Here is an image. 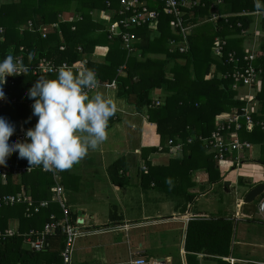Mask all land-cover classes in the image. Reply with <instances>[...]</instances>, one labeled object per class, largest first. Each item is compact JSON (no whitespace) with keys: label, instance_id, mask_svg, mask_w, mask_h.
I'll return each instance as SVG.
<instances>
[{"label":"trees","instance_id":"16d2710c","mask_svg":"<svg viewBox=\"0 0 264 264\" xmlns=\"http://www.w3.org/2000/svg\"><path fill=\"white\" fill-rule=\"evenodd\" d=\"M105 1H0V60L12 54L16 58L21 57L24 64L31 66L27 74L7 77L4 98L9 101L0 102V115L11 120H24L25 131L35 125L38 118L32 115V107L27 104L30 99L25 95L26 90L39 77L52 78L56 74L34 73L33 70L41 59L54 62L55 65L65 62L73 68L78 65L75 63H82L88 54L100 57L99 61L94 59L85 67L94 70L100 82L114 80L118 93L127 96L137 109L145 112V140L141 146L142 158L146 163L141 174L143 185L152 183L156 189L166 194L184 192L191 199L193 194L187 193L182 181L180 186H170L168 182L175 177L184 178L199 168H203L213 181L224 176L231 161H226L228 158L221 161L215 159L212 153L207 152L204 141L199 137H209L217 127V117L224 115V112L242 113L243 108L248 109V100L243 96L237 97L238 92L245 87L260 91L251 99L258 101L259 107L254 112L248 110L254 125L248 126L242 118L244 125L238 136L241 140L251 142L262 137L264 141V129L260 127L264 125V45L252 52L240 43L242 39L237 41L234 37H228V34L238 33L240 30L249 31L255 24V16L252 14L256 11L255 2L221 0L214 4L213 0H179L182 24L192 27L184 35L180 27L175 26L176 18L164 4L147 0L150 9H155L157 16L153 21L129 29L135 35L132 51L129 52L123 47L119 36L109 37L108 26L119 18L118 9L109 20H93L87 13L93 8L103 9ZM111 1L117 7V0ZM222 2L230 5L231 12L246 10L250 14L241 16L236 13L226 18L214 19L213 13ZM261 3L264 4V0ZM75 11H85V18L82 22H73L76 29H71L74 24L64 22L61 15ZM261 21L264 22V18ZM237 22H241L239 28ZM258 29L263 30L264 23ZM183 43L186 47L181 51L179 47ZM30 53H34V56L30 57ZM250 55L253 57L250 58ZM252 65L259 75L252 85L245 84L242 77L235 79L233 74L236 71L244 72ZM11 98H15V101L11 102ZM169 140L172 143H182V158H171L167 164L162 165H153L146 160L152 153H168ZM23 164H27V160L19 159L17 152L10 153L8 162L5 163L11 165L10 168H18ZM167 169H172L173 172L167 174ZM119 170V166L110 165L108 172L115 184L122 185L120 178H116ZM11 176L12 173L8 172L7 179L10 180ZM21 178L20 184H11L2 183L0 177V195L10 194L11 191L26 193L25 188L31 184L35 202L50 199L49 186L52 178L49 174L35 168L33 173L24 174ZM21 206L0 208L1 232L9 226L12 211L14 214L17 212L19 217L16 228L18 233L11 237H0V264H61L59 254L64 247V235L59 228L49 236L42 251L24 246V233L30 228L41 230L50 220L51 214L56 218L62 216L59 205L50 202L47 207L30 216H27ZM69 211L73 220L74 213ZM29 223L32 225L29 226ZM198 224L199 233L196 229L193 233L194 227H191V236L186 239L187 250L192 251L187 255V264L199 263L196 254L203 247L207 254L217 255L212 258L215 264H231L226 257L231 253L232 220L198 222L196 227ZM54 240H58L57 245H52Z\"/></svg>","mask_w":264,"mask_h":264},{"label":"crops","instance_id":"0c3cea01","mask_svg":"<svg viewBox=\"0 0 264 264\" xmlns=\"http://www.w3.org/2000/svg\"><path fill=\"white\" fill-rule=\"evenodd\" d=\"M213 1L214 4H218V0ZM116 2L117 7L113 5V1L106 0L103 9L93 8L88 10L87 13L93 20L97 18L109 20L116 9L121 10L120 0ZM119 11L118 16L120 17ZM84 12L75 11L61 16H65L64 18L72 16V21H65L74 24L71 29H76L73 22L84 21ZM236 13L241 16L250 14L246 10ZM236 13L230 11L228 3L222 2L219 3L217 11L213 13V18H226ZM252 14L255 16L256 21L249 31L240 30L238 33L228 34V37H234L237 41L242 39L241 44L245 45L250 51L256 52L264 45V29H258L259 25L264 23L261 21L264 18V11L258 12L256 10ZM116 20H113V22ZM240 26L241 22H237V27ZM77 49L81 50V47ZM88 56L89 54L86 55L82 63H77L78 65L72 69L78 72L84 70L85 66L89 65L92 60H100V57L98 58L95 55L90 54ZM43 74L46 73H41V75ZM121 74L124 73L121 71ZM98 82L100 84L104 83L100 80ZM95 91L114 94V99L118 103L119 110L109 120L108 139L98 150L90 151L80 163L74 165L71 169L57 172V183L64 189V198L69 210L74 213V220H78V223H80L78 224L80 229L85 232V234L83 233V235L76 238L72 264H115L123 262L131 264L130 261L141 258L147 262L158 260L170 262V264H187V255L192 252L188 251L186 247V239L191 236V227H194L192 232L195 233V229H199V224L196 227L198 222L217 219L232 220L231 253L226 257L231 264H242L241 262L247 261V257L251 259L245 264L250 262L264 264V212L260 213L258 209L259 203L264 201V190L253 201H244L250 189L264 183L263 138L259 137L255 142L248 140L251 144L249 148L241 151L240 154L234 152L228 155L226 157L228 159H225L231 161V166L222 178L213 181L203 168H199L189 175H185V179L175 177L169 180L170 186H180L182 181L187 193L193 194L191 199L184 192L176 195L166 194L156 189L152 183L143 185L141 174L146 166L141 152V146L145 140L146 116L144 110L137 109L127 96L119 94L116 86L106 88L100 85L89 95L94 94ZM259 92L249 87H245L238 92L240 96L248 100L250 106H248V110L252 112L258 110L259 102L256 100L252 102L251 99L256 97ZM224 116L219 115V118H224ZM17 120L20 121V131L25 130L24 120ZM10 139L18 138L10 137ZM19 140H24V138ZM255 145L257 147L256 154L252 150ZM182 157V151L176 153L175 156H171L167 152H161L150 154L146 160L153 165H162L167 164L171 158ZM232 161L235 162L232 163ZM0 165L4 168L12 167L11 165ZM110 165L119 166V177L116 175V178H120L122 185L115 184L111 180L108 172ZM244 166H248L251 170L242 172ZM34 170L12 175L10 180L7 179V174L5 177L1 175L0 177L2 183L20 184L22 175L33 173ZM172 172V169H167V174ZM233 172H236L234 179H228L227 177ZM50 176L52 183L49 186V191L52 194V186L55 181L52 175ZM179 176L181 177V174ZM207 181L210 183L209 186L204 185ZM226 182H229V184H226ZM216 184H221L224 192H230L234 188L233 202L232 199L225 200L216 192L214 188ZM238 185L243 189L242 195L236 191ZM25 189L26 193L24 191H11L10 194L24 193L35 201L31 194V184H28ZM210 190L211 192H209ZM207 195L210 197L206 198L203 203H199L200 199ZM15 205L24 207L21 203ZM13 212L9 219V226L6 229L15 231L19 225V217L17 212L16 214ZM238 222L247 223L248 229L252 233L250 248L254 252L253 257L233 250L234 225ZM31 225L29 223V226ZM33 229L30 228L28 231ZM246 229L247 226L245 225L239 231L240 239L243 238V232ZM26 243L24 246L29 248L27 238ZM57 244L58 240L52 241V245ZM204 249L205 247L196 254L199 260L198 264H215L212 258H216L217 255L207 254Z\"/></svg>","mask_w":264,"mask_h":264},{"label":"clouds","instance_id":"9594fccd","mask_svg":"<svg viewBox=\"0 0 264 264\" xmlns=\"http://www.w3.org/2000/svg\"><path fill=\"white\" fill-rule=\"evenodd\" d=\"M254 2L258 12L264 11L261 0ZM30 68L12 54L0 60V99L5 97L7 77L27 74ZM98 87L96 72L88 68L75 72L61 66L54 77L36 79L25 95L33 101L32 115L38 119L24 132L23 141L10 139L15 122L0 115V164L17 152L19 159L27 160L28 169L65 171L98 150L108 139L110 118L119 110L114 94L95 91L89 95Z\"/></svg>","mask_w":264,"mask_h":264},{"label":"built area","instance_id":"2783aa9c","mask_svg":"<svg viewBox=\"0 0 264 264\" xmlns=\"http://www.w3.org/2000/svg\"><path fill=\"white\" fill-rule=\"evenodd\" d=\"M158 1L168 9L169 13H172L176 18L177 23L175 22V26L178 25L180 27V31L185 35L188 33L187 26L182 24L183 17L180 9L179 0H154ZM220 0H218L219 2ZM121 10L119 11L120 17L115 22L111 23L108 26L109 37L119 36L121 38L123 47L128 49L129 52L132 51V41L135 39L134 33H132L129 29L134 28L136 26H140L149 21L155 20L157 16V12L155 9H150L146 0H120ZM63 21H72L73 17L70 16L68 18H62ZM0 33H2V28L0 27ZM186 45L183 43L179 49L183 51ZM23 48L21 47L20 50ZM231 57V56H230ZM253 56L250 55V58ZM246 58V57H245ZM17 59L21 60V57ZM232 60V59H230ZM23 62V61H22ZM61 66L70 67L67 63L63 62L60 65H55L54 63H49L45 59H41L33 70L34 73H52L57 72V70ZM21 75V74H20ZM236 80L239 77L243 78V82L247 85H252L257 78V70L252 66L248 67L244 72L236 71L234 74ZM99 86H104L106 88H112L116 86V82L113 80L111 82H104ZM9 100L7 98L0 99L1 103H6ZM15 98H11V102H14ZM33 101L29 100L27 103L30 107ZM242 113L234 112L232 114H228L226 118L217 117L216 120V129L213 130L209 137L202 138L205 143V147L208 153H212L213 157L218 161L224 160L228 155L240 154L241 151L250 147V142L248 140H241L239 138V131L243 128V120L245 119V123L249 125H254V120L251 117L247 108H243ZM261 129H264V125H260ZM25 130H22L18 133L12 134L11 138L17 137L18 139H23ZM188 141H191L189 139ZM170 146L168 150L169 153L180 152L182 150V143H172L169 140ZM28 164L23 165L18 168H4L0 165V175L5 177L8 172H11L12 175H19L26 172H30L35 168H40L42 171L49 173L52 175L53 180L55 181L52 186V194L50 199H42L38 202H35L31 199L30 196L24 193H14V194H3L0 195V207L2 206H12L15 204H23L24 210L26 211L27 216H30L32 213H37L40 209L47 207L50 202H56L60 209L62 210V216L60 218H56L54 214L50 215V220L47 221L44 226L40 229H33L28 231V233L24 234L27 238L28 244L30 248L34 251H42L45 245L47 244V240L49 236H51L56 229H60V231L64 235V247L61 251L60 257L62 260L61 264H72V257L75 247L76 238L85 234L84 230L80 229L78 224V220H72L70 217L69 207L64 198V189L63 187L57 183V172L58 171H46L43 170L42 167H34L28 169ZM259 212H264V201L259 203ZM17 234L16 230L5 229L3 232L0 231V237H11ZM131 264H170V262H163L154 260L152 262H147L143 258L135 259L130 261Z\"/></svg>","mask_w":264,"mask_h":264},{"label":"rangeland","instance_id":"374dc122","mask_svg":"<svg viewBox=\"0 0 264 264\" xmlns=\"http://www.w3.org/2000/svg\"><path fill=\"white\" fill-rule=\"evenodd\" d=\"M65 16H61V18H64ZM189 30H191V28H188ZM96 54H98V53H96ZM75 64H77V63H75ZM213 70H214V68H213ZM212 70V71H213ZM259 75H257V77H258ZM237 97H240V98H243L242 96H240V94L238 93L237 94ZM252 102H254V101H252ZM249 106V105H248ZM252 107L254 106V105H251ZM250 107V106H249ZM224 118H226L227 116H228V114L226 113V112H224ZM223 118V119H224ZM183 149V148H182ZM253 151H254V154H256V150H257V147H256V145L253 147V149H252ZM182 151V150H181ZM249 153V152H248ZM175 154H176V152H173V153H169V155H171V156H175ZM162 156V155H161ZM247 170H251V168H249L248 166H244V169H243V171L242 172H247ZM225 174H227V172L225 173ZM224 174V175H225ZM235 174H236V172H233V173H230V175L227 177L228 179H230V180H233L234 179V177H235ZM205 186H209L210 185V183H208V181L204 184ZM233 186V185H232ZM239 186V185H238ZM237 186V188H236V191L240 194V195H242V193H243V189H242V187L241 186H239L238 187ZM234 187V186H233ZM215 190H216V192H218L222 197H224L225 198V200H230V199H232L233 197H234V188H232L231 190H230V192H224V190H223V186L221 185V184H216L215 185ZM209 192H211V190L209 191ZM208 197H210V196H203L201 199H200V201H199V203H203L205 200H206V198H208ZM212 200L213 201H215V199L214 198H212ZM232 202H233V199H232ZM241 222H238L237 224H235L234 225V245H233V250L234 251H238L240 254H244V255H247V256H249V257H253L254 256V252H253V250H251V248H250V242L252 241V239H251V235H252V233L250 232V230L248 229V225H247V223H245V222H242L241 224H240ZM245 225L247 226V229L243 232V238L242 239H240L239 238V231H241V228H243V227H245ZM249 259H251V258H246V260L248 261ZM246 261V262H247ZM245 261H243V262H241L242 264H245L246 263ZM248 264V263H247Z\"/></svg>","mask_w":264,"mask_h":264},{"label":"water","instance_id":"95a60500","mask_svg":"<svg viewBox=\"0 0 264 264\" xmlns=\"http://www.w3.org/2000/svg\"><path fill=\"white\" fill-rule=\"evenodd\" d=\"M14 122H15V125H16V127L14 129V132H20V121L19 120H15ZM226 184H229V182H226ZM263 190H264V183L255 186L254 188L250 189L247 192V194H246V196L244 198V201L245 202L253 201V199L255 197L259 196L262 193ZM115 264H129V263L123 262V263H115Z\"/></svg>","mask_w":264,"mask_h":264}]
</instances>
